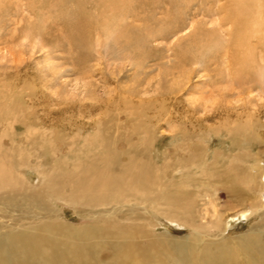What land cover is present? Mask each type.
Segmentation results:
<instances>
[{
	"label": "rangeland",
	"instance_id": "rangeland-1",
	"mask_svg": "<svg viewBox=\"0 0 264 264\" xmlns=\"http://www.w3.org/2000/svg\"><path fill=\"white\" fill-rule=\"evenodd\" d=\"M91 1L64 0L58 9L66 10L70 22L72 14L81 10L97 15ZM149 1L135 3L128 15L116 20L118 24L114 21L117 27L111 24L121 33L116 28L111 34L94 31L91 38L83 37L85 45L81 35L64 34L65 19L46 21L31 0H6L8 8L0 11V96L7 95L16 105L17 121L10 122V130L0 119V137L14 152L24 149L32 164H66L65 170L93 155L100 157L101 137L103 146L110 145L124 164L132 158L148 159L159 174L165 173L169 196H175L178 183L190 175V184L184 182L176 204L160 208L175 214L184 207L192 213L194 225L207 230L204 226L216 218L213 208L220 217L235 219L232 216L259 205L256 191L226 179L239 169L248 171L255 160H261L264 174V75L259 83H233L232 66L225 57L208 55L210 51L199 44L198 40L208 39L205 30L216 29L217 39L227 40V29H220L215 9L218 0ZM175 19L179 21L173 24ZM37 21L43 25L42 34L32 37L28 29H36ZM255 54L264 66L260 49ZM182 159H190L191 164L175 169ZM23 176L28 183L25 189L40 188L43 182L34 170H25ZM117 205L92 210L54 201L50 213L27 206L0 208V231L3 227L24 231L55 221L72 229L138 227L148 234L152 231L150 238L166 233L181 239L190 229V235H199L197 229L176 226L146 205L134 201ZM254 206L251 215L205 238L220 241L264 227V206ZM147 240L141 239L139 248ZM260 241L264 245V234ZM166 250L159 249L166 263L172 264V252Z\"/></svg>",
	"mask_w": 264,
	"mask_h": 264
},
{
	"label": "bare ground",
	"instance_id": "bare-ground-1",
	"mask_svg": "<svg viewBox=\"0 0 264 264\" xmlns=\"http://www.w3.org/2000/svg\"><path fill=\"white\" fill-rule=\"evenodd\" d=\"M11 1L9 0V2ZM31 1L32 7L38 8L46 17V21L59 20L63 22V19H65L64 23L66 22L68 13L66 10L60 12L61 7L58 9V6H62L64 0ZM145 1L149 0H92L93 11L97 15L83 13L86 9L85 11L78 10L79 12L72 14L71 23L66 22V25L70 23V26L64 24L65 27H63L64 25H62L64 34L69 35V37L81 35V42H84L83 37L86 39L90 36L89 38H91L90 33L94 31L110 33L112 29L117 27L116 20L118 18L128 15L129 9L135 3L138 2L142 5ZM6 5V0H0V11H4ZM216 5L217 3L213 6ZM65 6L63 5V7ZM6 8L8 7L6 6ZM53 8L57 9V13H53ZM142 8L144 7L142 6ZM215 9L219 17L220 29H227L225 35L227 40L217 39L219 33L216 32L218 31L216 29L205 30L208 39L201 43L198 40L199 44H203L205 49L210 51L208 55L220 54L225 57L226 61L232 66L230 75L233 83L258 82L264 75L262 69L264 66L258 64L255 54L256 50L260 49V55L263 58L261 62L264 64V0H218ZM88 10L90 9L88 8ZM34 11L36 16V10ZM39 11L37 13L40 14ZM127 17L131 18L130 16ZM37 18L42 20L43 17L39 16ZM179 19L172 20V23L176 24ZM38 21L36 29L30 28V31L28 29L32 37L42 34L43 25L39 26ZM112 23H115L116 27L113 28ZM44 24H47V22H44ZM201 29L198 27L199 32ZM120 30L118 31L121 33L122 30ZM123 31L125 30L123 29ZM141 31L144 32V30ZM67 40L69 41V39ZM131 44L133 46V43ZM178 56L180 58L182 53ZM15 107L16 105L10 103V97H7V95L0 96V119L9 124L8 128L10 130L13 127L10 122L17 121L15 119L17 114L14 110ZM1 120L0 122H2ZM10 135L13 137L14 133ZM99 138L101 142L98 148L101 153L100 157L93 155V158H88L83 163H77L72 169L65 170L64 165L66 166V164L58 163V165L53 166L32 164L29 155L24 156L26 155L23 152L24 149L14 152L4 146L5 143L0 137V208L7 210L10 207L27 206L32 210H43L50 213L54 212L51 208L54 201L64 202L67 206L78 205L92 210L102 207L116 208L117 204H128L134 201L146 205L147 208H154L162 216H165L166 220L175 223L176 226L197 229L199 235H190L192 232L190 229L191 231L189 230L185 237L181 239L174 238L170 234L166 235V233L156 236V238H150L152 231H149L150 234H148L138 227H132L131 229L123 227L124 229H121L122 227L105 226L107 228L101 227L98 229L85 225L72 229L55 221H46L35 227L24 229V231H16L10 228L5 230V227H3V232L0 231V264H167V257L159 251L160 247L172 252V258L170 259L172 264H264V245L260 241L261 234H264V227L260 226L255 230H248L237 237L224 236L220 241L205 238V236L214 237L212 235L216 232L230 228L233 225L232 222L234 223L239 217L246 218L247 214L249 216L251 212L254 213L256 211L254 205L263 208L264 174L261 176L263 173L262 167L259 166L261 160L252 161L248 171H243L247 168L239 169L236 175L229 176L226 179L233 184L239 181L245 188L256 191L254 199L255 201L258 200L259 205L257 203L253 204V207L249 209L250 211H242L239 212V215L232 216L235 219H226L225 216L220 217L221 213L213 208L216 221H211L208 226H204L207 228L206 230L204 228L199 229L200 227L194 225L192 213L186 211L184 207H178V212L175 214L168 209L162 212L163 210L160 208L161 206L170 208L176 204L177 200L183 195L181 189L184 182L190 184V175H185L178 183L175 189L177 190L176 195L169 196L166 193L168 188L166 187L165 173L159 174L148 159L132 158L124 164L118 158V153L116 151L115 153L110 145L103 146L105 139ZM45 148H48V144ZM189 162L190 159L179 160L177 161L179 167L175 169L182 170L183 167L191 164ZM23 169L24 171L34 170V173L40 176L43 180L40 188H24L28 183L25 176H23ZM255 188L257 189L255 190ZM2 209H0V212H3ZM211 233L214 234L211 235ZM200 236L203 237L200 238ZM141 239H148L146 246L143 248H139L138 245Z\"/></svg>",
	"mask_w": 264,
	"mask_h": 264
}]
</instances>
